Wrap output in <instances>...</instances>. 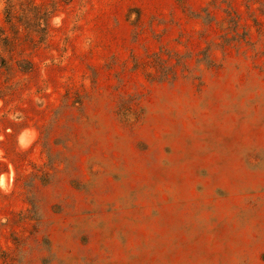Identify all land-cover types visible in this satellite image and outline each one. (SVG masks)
Here are the masks:
<instances>
[{
    "label": "rangeland",
    "instance_id": "374dc122",
    "mask_svg": "<svg viewBox=\"0 0 264 264\" xmlns=\"http://www.w3.org/2000/svg\"><path fill=\"white\" fill-rule=\"evenodd\" d=\"M0 264H264V0H0Z\"/></svg>",
    "mask_w": 264,
    "mask_h": 264
},
{
    "label": "crops",
    "instance_id": "0c3cea01",
    "mask_svg": "<svg viewBox=\"0 0 264 264\" xmlns=\"http://www.w3.org/2000/svg\"><path fill=\"white\" fill-rule=\"evenodd\" d=\"M61 66H64V63H62ZM54 70L55 71L57 70L55 65H51V66L47 67L46 70H45V77L46 78H48V77H56V74L53 75V72H55ZM81 73L84 74V77L91 76V71L88 68H84V70H82ZM96 80H97V82L100 81L99 78H97ZM84 83H90V84L95 83V77H90V79L84 80ZM27 132L29 133L28 137L25 136V134ZM19 135L20 136H18V138L20 139L21 144H19L18 148L19 147L26 148L29 144L30 145L28 146V148H30V147H32L35 144V142L37 140V134L31 128L23 129L22 132ZM18 138L16 140H19ZM33 139L35 141H32Z\"/></svg>",
    "mask_w": 264,
    "mask_h": 264
}]
</instances>
